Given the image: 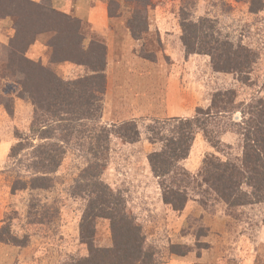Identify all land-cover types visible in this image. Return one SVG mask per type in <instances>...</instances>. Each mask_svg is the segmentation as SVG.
Returning a JSON list of instances; mask_svg holds the SVG:
<instances>
[{"label":"rangeland","instance_id":"374dc122","mask_svg":"<svg viewBox=\"0 0 264 264\" xmlns=\"http://www.w3.org/2000/svg\"><path fill=\"white\" fill-rule=\"evenodd\" d=\"M32 1L38 5L25 3L28 19L24 18L28 25H20L17 31V19L13 17L0 24V149L2 143L7 146L6 156L0 158V244L4 245L0 246L9 255L7 264H72L89 254L88 245L80 237L86 200L72 191L85 158L80 147L65 143L70 147L61 166L46 173L51 179L47 181L48 187L35 185L43 184L34 180L42 174V170L38 171L41 146L55 141L40 136L45 128L34 121L36 106L32 98L40 99L48 88L40 75V66L34 70L26 69L25 64L24 69L13 67L14 50L9 52L6 45L22 38L29 59L68 80L99 74L93 69H103V43L94 37L86 45L83 38L89 30L84 28L81 35L75 22L51 14V8L65 12L54 6L52 0ZM106 3L111 17L123 18L137 38L144 33L149 50L157 48L153 54L148 51V56H157L160 51L167 64L178 66V73L186 70L185 80L192 87L196 102L191 114L180 117L145 113L121 120L114 118L111 122L105 121L103 114L96 134L102 136L105 129L111 133V151L102 179L125 197L127 212L142 227L148 249L159 255L161 264H264V203L230 210L215 195L203 199L199 193L205 187L193 179L189 186H180L187 190L189 200L182 211H176L165 203L163 192L166 185L178 187L182 175L170 172L158 176L149 161L150 152L164 146L160 137L179 133L178 127L184 123L180 120L193 118L199 107H209L217 91L235 89L239 93L237 101L264 99V0H107ZM150 20L156 23L151 31ZM159 23L165 30L163 35L158 31ZM182 24L189 29L185 30ZM40 29L41 33L36 35ZM183 34L190 44L188 48ZM205 34L208 38L213 35L229 39L234 47L243 45L257 54L248 84L240 82L233 73L214 69L211 54L205 53ZM64 57L70 61H58ZM22 71L28 73V78L21 76ZM122 84L115 86L114 92L123 94ZM27 88L34 94L26 92ZM233 113L221 115V121L232 115L239 121L241 112ZM232 126L229 124L227 131L226 126L216 127L222 142L219 149L239 155L240 137ZM138 132V141H128ZM122 134L127 136L121 137ZM199 138L197 135L189 156L179 163L194 177L206 156L218 154L206 140ZM97 228L95 245L110 247L109 221L99 219ZM3 248L0 257L5 254Z\"/></svg>","mask_w":264,"mask_h":264},{"label":"trees","instance_id":"16d2710c","mask_svg":"<svg viewBox=\"0 0 264 264\" xmlns=\"http://www.w3.org/2000/svg\"><path fill=\"white\" fill-rule=\"evenodd\" d=\"M2 1L0 0V22L11 17L15 21L17 19L15 23L17 31L20 30V25H28L24 18L26 16L28 19L24 10L27 7L25 3L38 5L32 0ZM40 6L44 11L43 5ZM50 11L51 14L60 15L75 22L79 33L83 30L78 18L53 8ZM182 27L184 28L185 24H182ZM188 29V26L187 29L185 27V30ZM38 31L36 35L41 33V29ZM208 37V34L203 37L206 39L205 53L211 54L214 69L233 73L240 82L248 84L253 65L258 58L257 54L243 45L234 47L229 39L221 40L213 35ZM35 39L36 36L32 38V42ZM16 40L14 39L15 43L11 40L10 44L6 45L9 52L14 50L13 67L24 69L25 64L26 69L34 70L40 66V75L47 84L48 89L45 95H42L40 99L32 98L36 106L34 121L45 128L44 132L40 133L42 138L55 141V143L47 142L41 146L43 150H40L38 171L42 170V174L34 180L41 181L43 184L35 185L42 188L48 187L47 181L51 179L46 173L58 170L71 145L80 147V152L85 158V165L74 179L72 191L75 196L79 195L86 200V207L80 221V237L81 241L88 245L89 254L76 259L72 264H161L159 255L148 249L142 227L136 222L135 217L127 212L125 197L102 179L111 151V133L105 129L102 136L96 134V128L103 116L106 46L102 45L103 69H93L94 73L99 74L65 80L44 67L42 63L29 59L25 54L27 48L22 38ZM182 40L188 48L190 44L186 41L185 34ZM50 45L55 46L53 43ZM68 59V57L58 58V61L69 62L70 59ZM72 62L78 63L76 60ZM21 76H24V79L25 76L28 78V73L22 71ZM26 92L34 94L28 88ZM238 95L235 89L217 91L209 107L206 109L199 107L193 118L180 120L184 123L178 127L179 133L161 136L160 141L164 144L162 149L150 152L149 161L155 174L165 176L173 172L182 175V183L178 187L175 185L164 187V201L174 210L182 211L186 207L189 200L188 192L180 186L183 184L189 186L193 183V179H198L195 181L205 187V190L199 193L203 199L215 195L216 199L226 203L230 210L249 204L264 203V99L252 97L248 102L237 101ZM237 112L242 114L239 121L234 119L233 115L229 120L227 118L221 121V115L230 113L235 115ZM133 123L135 127V121ZM221 124L223 127L226 126V131L229 124L233 125L232 127L240 137L241 154L219 149L222 142L216 127H221ZM122 135L124 136L121 137L127 136ZM197 135L206 140L218 154L206 156L194 177L185 166L179 163L189 156ZM139 137L138 132L135 138L131 136L128 141L136 142ZM220 153L224 159L219 155ZM99 219L109 221L112 236L110 247L95 245ZM172 253L185 255L176 251Z\"/></svg>","mask_w":264,"mask_h":264},{"label":"crops","instance_id":"0c3cea01","mask_svg":"<svg viewBox=\"0 0 264 264\" xmlns=\"http://www.w3.org/2000/svg\"><path fill=\"white\" fill-rule=\"evenodd\" d=\"M52 1L54 6L62 7L63 11L78 18L83 29L89 30L84 35L86 45L95 37L106 46L104 68L106 89L103 94V119L105 121L113 122L114 118L121 120L126 117L144 116L145 113L159 117H180L187 116L195 110L193 104L196 98L191 91L192 87L185 80L186 70L181 69L178 73V66H175V63L167 64L161 58L160 51L157 56H148V51L153 54L157 48L153 47L149 50L144 40V33L137 38L125 25L123 18L111 17L107 0ZM122 5L124 8L125 5ZM3 22L5 21H1L0 24L3 25ZM153 22L150 20L148 24L149 31L155 28L156 23L153 24ZM158 31L160 35H163L165 31L160 23ZM161 41L167 40L161 39ZM165 47L169 48L168 45ZM121 82H123V94L120 95L114 91L115 86H119ZM5 144L1 145L0 158L6 156L7 146L5 148ZM2 246L0 248H3ZM3 251L5 254L0 257V264H7L9 255L6 248H3Z\"/></svg>","mask_w":264,"mask_h":264}]
</instances>
